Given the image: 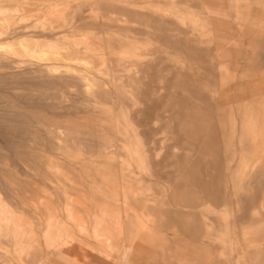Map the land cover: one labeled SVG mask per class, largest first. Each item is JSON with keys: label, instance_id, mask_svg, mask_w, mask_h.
<instances>
[{"label": "rangeland", "instance_id": "obj_1", "mask_svg": "<svg viewBox=\"0 0 264 264\" xmlns=\"http://www.w3.org/2000/svg\"><path fill=\"white\" fill-rule=\"evenodd\" d=\"M0 264H264V0H0Z\"/></svg>", "mask_w": 264, "mask_h": 264}]
</instances>
